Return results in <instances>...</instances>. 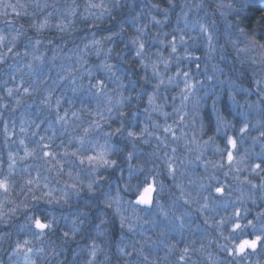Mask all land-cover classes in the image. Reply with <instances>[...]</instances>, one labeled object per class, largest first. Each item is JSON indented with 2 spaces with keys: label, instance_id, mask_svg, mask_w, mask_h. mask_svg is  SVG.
Wrapping results in <instances>:
<instances>
[{
  "label": "rangeland",
  "instance_id": "1",
  "mask_svg": "<svg viewBox=\"0 0 264 264\" xmlns=\"http://www.w3.org/2000/svg\"><path fill=\"white\" fill-rule=\"evenodd\" d=\"M250 2L235 7L243 12ZM218 3L227 0H121L119 7L113 0H0V264H264V242L230 254L264 228V50L245 53L238 42L219 51ZM197 4L199 15L219 21L214 59L208 34L186 27ZM20 11L38 29L69 32V45L22 35L3 17ZM77 13L81 26L71 32ZM133 37L146 43L144 57L135 56ZM229 49L260 72L259 82H240L238 64L230 74L222 63ZM121 97L131 99L120 107ZM102 146L116 149L105 156L114 167L87 159ZM148 185L153 203L135 204ZM36 218L52 227L41 233ZM237 223L245 227L234 232Z\"/></svg>",
  "mask_w": 264,
  "mask_h": 264
},
{
  "label": "snow or ice",
  "instance_id": "2",
  "mask_svg": "<svg viewBox=\"0 0 264 264\" xmlns=\"http://www.w3.org/2000/svg\"><path fill=\"white\" fill-rule=\"evenodd\" d=\"M120 5H121V0H113V7H119ZM101 6L102 5H90V7H101ZM153 7H156V6L154 5ZM165 11H167V10H165ZM137 15H139V14H137ZM133 20H135V17L133 18ZM152 20L155 21L156 24H161L162 23V21L156 20V18L154 16L152 17ZM40 27L41 28L45 27V24H41ZM201 30L202 31L204 30L202 25H201ZM138 31L142 33L143 32V28L138 29ZM241 34L244 35L243 32ZM112 35H118V33H113ZM2 39H3V37H0V40H2ZM105 39H111V36L105 37ZM180 39L183 40V37H181ZM249 39H251V38H249ZM253 42L255 44H258L260 49H264V43H260L258 41H253ZM36 43L38 44L39 41H37ZM92 43L93 44H98L99 41H93ZM131 43L136 47L135 56L137 58L144 57L145 56V52H146V47H147L146 43L140 41L139 37H133L131 39ZM160 43L163 44L164 41H160ZM170 43L172 45L171 51H172V53H175L176 50H177L176 46H175V37L173 38V41H171ZM109 51H111V49ZM186 54L187 55H191V53H186ZM162 55L163 54L161 52L157 51V57L158 58L162 57ZM260 55H261L260 63L264 64V51H261ZM140 62H141V64L145 63L143 59H141ZM162 62L165 64V66H167V63H168L167 60H163ZM147 66L148 65L145 64V67H147ZM151 66L153 68L154 74L159 76L160 73L157 71V64L154 62ZM102 67L105 70H107L108 72H112V70H113V65H111V64H106L105 63V64L102 65ZM90 75H91V73H90ZM183 76L185 77V79H187L188 76H189V73L188 72H184ZM116 79L119 80L120 78L117 77ZM172 79H173V77H169V81L170 82H171ZM209 79H211V77H209ZM102 83L103 82H101V84ZM163 83H164V81H163V79H161L160 80V84H163ZM156 87H159V85H157ZM192 88H193V85L186 83L185 89L187 91L191 92ZM27 91L28 90L25 89V92H27ZM98 91H99V89H98ZM9 94H11V90H9ZM135 95L137 97H139L140 93L139 92H135ZM130 99H131V97H121V99L117 101V105H119L120 107H123L124 106L123 102L125 100H130ZM154 99H155V95H154V92H153L152 94H149V104L150 105L154 103ZM184 99L187 100L188 96H185ZM110 100H111V98L109 97V101ZM109 111H111V109H109ZM164 115H167V113H164ZM59 119H63V118L59 117ZM218 121L223 123L224 122L223 117L222 116H218ZM96 126L99 127V125H96ZM121 127H123V124L121 125ZM247 127H248V125L245 124L244 127H241L240 131L242 133L245 132ZM143 130L146 131V126H145V129H143ZM165 130L167 131L168 129H165ZM85 131H87V129ZM116 131L120 132V129L118 128ZM127 135L129 137H132L134 135H137V133H135L133 131H129L127 133ZM262 135H264V133H262ZM253 139H255V138H253ZM228 144L231 145L232 148L236 147V141L234 139H232L231 137H229V139H228ZM109 151H116V149H106V148H103V146H102V150L98 153V155L89 156V157H87V159L89 160V162L99 161L105 167H114L116 165V163H117L115 160L109 161V160L105 159V156L108 154ZM45 155L47 156V155H49V153L45 152ZM131 157H132V154L129 153V159H131ZM227 158H228L229 162H231L234 159L232 152L228 153V157ZM262 163H264V161H262ZM255 167L257 169H259L260 168V164H257ZM129 171H130V173L133 171L132 166H130ZM94 183L95 182L93 181L92 183H89L87 185V188H88L89 192L93 191V184ZM0 187L5 188V190H6V185L5 184L0 183ZM72 187L75 188V185H73ZM153 191H154L153 185H148L147 187H145L143 192H141L140 195L137 197L136 203L140 204V205H150L151 203H153V200H152ZM215 191L217 193H221L223 191V189L222 188H216ZM110 199L111 198H109V200ZM236 215L239 216V211L236 212ZM34 223H35V228L41 230V233H43L44 230L49 229V228L52 227V223L51 222L44 223V222L41 221L40 218H36ZM248 226H253L251 221H249ZM99 227L100 226L97 225V228H99ZM242 227H245V226L241 225L239 223L234 224L233 225V231L234 232L239 231ZM65 235L67 236L68 234L65 233ZM260 242H264V228L261 229V235L256 236L255 239L242 240L238 245L235 246L234 250H232V252L230 254L242 255V254L245 253L246 249H248V248L256 249L258 243H260ZM17 247H20V245H17ZM121 251H124V250L121 249ZM185 251H187V250H185ZM181 259H183V257H181Z\"/></svg>",
  "mask_w": 264,
  "mask_h": 264
},
{
  "label": "trees",
  "instance_id": "3",
  "mask_svg": "<svg viewBox=\"0 0 264 264\" xmlns=\"http://www.w3.org/2000/svg\"><path fill=\"white\" fill-rule=\"evenodd\" d=\"M158 1H164V0H158ZM79 11L81 12V8H79ZM78 13L73 19V22L71 23V27L69 29L71 30V32L74 31L77 28L76 26H78L79 24L81 26V19H79L80 14ZM3 17L5 20H7V22L15 23L20 28V32L22 35H24L25 37L33 36L36 38H40L43 42H45V44L43 43L44 45L52 46V44H55V46L58 47L60 46L62 47L63 45L68 46L72 38V35L67 31L58 33L49 27L38 29L39 27L36 26V24L35 25L33 24L34 20H31L28 17L26 11H20V13L18 12L17 17L12 16V13L6 14ZM239 19L242 20V23L240 25L241 27L245 28L246 30L253 29L256 33L255 38L259 41L264 42V0H252V2L248 3L244 11L241 12V16L239 17ZM117 20H119V18ZM34 23L36 22L34 21ZM249 35H251V33H249ZM51 48L52 47H47V50ZM230 50L231 49H229V51ZM229 55L231 57H228L226 59L227 63L224 64L226 67L227 64H229L227 68H229L230 74L234 73V68L237 69L235 64H238L237 70H239L240 73L238 80L240 82L242 80H243L242 82H245L246 80L247 86L251 85L250 82L251 78L253 79L255 78V80L259 82L258 80L262 78V75L259 74L260 72L258 70L251 68V65L249 63L241 59L240 52L230 51ZM3 69H4L3 66L0 65V77L3 76ZM123 147L125 148V143L123 144Z\"/></svg>",
  "mask_w": 264,
  "mask_h": 264
},
{
  "label": "clouds",
  "instance_id": "4",
  "mask_svg": "<svg viewBox=\"0 0 264 264\" xmlns=\"http://www.w3.org/2000/svg\"><path fill=\"white\" fill-rule=\"evenodd\" d=\"M169 2L171 3V0H169ZM239 2L240 0H227V3H218L216 5V7L220 10L221 20L225 24L224 35H223L224 44L218 45L219 51L224 52L225 51L224 45L227 43H231L232 46L235 47L238 42L244 43V48L241 49V51L245 53L256 50H264V49H260L259 45L253 42V41H258L260 43H264L255 38L256 36L255 31L253 29L246 30L245 28L240 26L242 23V20L239 19V17L241 16V9H237L235 7V4ZM196 8H197V12L194 14L196 18L188 20L186 22V27L187 25H191V29L193 31L198 28L200 30L198 35L208 34L207 35L208 54L210 58L214 59V57L211 56V54L217 47V45L214 44V41L218 42L221 39L220 36L216 35V33L219 31L218 28L219 21L210 19V16L208 14H205L203 16L199 15V12L202 10V6L200 4H197ZM225 9H227L228 11L225 12L224 11ZM183 15L187 16L188 13L185 12ZM229 15L236 16L238 17V19L234 21H229L227 19ZM201 25L204 28L203 31L201 30ZM242 32L244 33V35L241 34ZM249 33H251V35H249ZM233 36H235V39H232ZM241 38H243V40H241ZM222 63H227V61L226 60L222 61ZM213 68L215 69V65L213 66ZM262 75H264V73H262ZM209 77H211V79H209ZM206 78L209 81L218 83V81H216L215 79V75H206ZM207 93L211 95L213 93V88L209 87L207 89Z\"/></svg>",
  "mask_w": 264,
  "mask_h": 264
},
{
  "label": "water",
  "instance_id": "5",
  "mask_svg": "<svg viewBox=\"0 0 264 264\" xmlns=\"http://www.w3.org/2000/svg\"><path fill=\"white\" fill-rule=\"evenodd\" d=\"M147 187V186H146ZM144 190V189H143ZM143 192V191H142ZM140 195V193L138 194V195H136V197L134 198V200H133V202L135 203V204H137L136 203V201H137V197ZM152 198H153V193H152ZM137 205H139V206H146V207H148V206H150V205H140V204H137Z\"/></svg>",
  "mask_w": 264,
  "mask_h": 264
}]
</instances>
